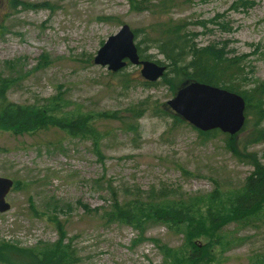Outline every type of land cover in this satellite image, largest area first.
<instances>
[{
	"label": "rangeland",
	"instance_id": "rangeland-1",
	"mask_svg": "<svg viewBox=\"0 0 264 264\" xmlns=\"http://www.w3.org/2000/svg\"><path fill=\"white\" fill-rule=\"evenodd\" d=\"M171 2L170 10L161 13L157 7L132 12L126 0H0V75L17 78L6 92L8 100L41 104L59 94L66 108L83 113L127 116L128 109H145L136 134L124 132L117 120L98 122L104 136L97 145L55 128L23 135L0 130V176L14 182L6 195L11 207L0 213V238L23 247L54 242L58 233L48 215L57 214L77 251L75 264H160L163 253L152 240H139L131 226L105 225L94 212L111 197L109 185L123 199L170 191L192 198L195 205L211 194L216 197V191L221 205L240 190L252 167L228 151L221 132L204 138L190 124L156 111L173 96L167 84L143 86L136 80L141 79L139 67L131 64L112 75L93 63L123 24L138 31L135 43L143 55L164 61L148 40L155 36L153 28L184 22L198 46L242 56L247 87L264 80V0ZM250 122L239 135L242 142L255 119ZM247 152L264 165L263 141L249 144ZM256 217L252 224L226 225L223 239L198 237L209 252L202 264L263 261L264 209ZM146 237L172 248L184 244L182 233L162 223L149 225Z\"/></svg>",
	"mask_w": 264,
	"mask_h": 264
},
{
	"label": "trees",
	"instance_id": "trees-1",
	"mask_svg": "<svg viewBox=\"0 0 264 264\" xmlns=\"http://www.w3.org/2000/svg\"><path fill=\"white\" fill-rule=\"evenodd\" d=\"M15 0H12L14 2ZM172 0H126L132 12L149 11L153 7L161 13H167ZM153 28L154 37L148 39L163 55L164 61H156L166 66V72L156 82L138 80L143 86H153L162 82L169 86L174 95L185 81H196L220 87L241 95L245 101V124L235 135L223 134L226 148L241 162L252 167L245 177L240 190L226 197L225 203L219 205L222 198L219 191L217 196L211 194L206 200L195 205L192 198L182 195L176 198L170 191H160L158 194L135 193L129 198H120L117 191L111 189V197L105 205L94 208L103 224H119L131 226L138 234L139 240H152L163 253L160 264H202L209 252L200 247L198 237L223 239L220 233L223 227L230 223L248 225L255 221L257 214L264 209V165L254 153L247 152L252 142H264V80L254 82L247 87L248 77L245 72L242 56L229 57L223 47L214 45L198 46L194 36L189 33L184 22L166 21L158 23ZM134 38L138 31L133 30ZM139 58L150 60L143 55V50L136 44ZM115 75V73H112ZM17 78L0 75V130L10 131L14 135H23L41 129L55 128L72 137L90 138L98 144L104 134L97 128V123L103 120L121 123L124 132L136 134L137 121L145 109H128V115H120L117 111L83 113L77 108H66L64 99L59 94L52 95L41 104H16L6 97V92L16 83ZM125 82L128 79H124ZM158 112L171 115L176 121H183L175 115L166 104L156 109ZM247 139L242 142L239 135L247 125H252ZM201 137L220 133L219 130L208 132L198 131ZM239 137V138H238ZM96 153L100 154L99 149ZM239 156V157H238ZM183 169V173H186ZM204 205V213L199 211ZM86 207V206H85ZM86 210H89L86 207ZM58 237L54 242H38L32 247L19 246L15 242L0 238V264H75L79 260L76 249L71 245L72 238L67 237L63 222L58 215H48ZM257 221V220H256ZM162 223L169 230L182 233L184 244L172 248L161 243L159 239L146 237L149 225ZM221 235V236H220ZM186 246L187 248H184ZM263 260L261 257H257ZM257 264H264V260Z\"/></svg>",
	"mask_w": 264,
	"mask_h": 264
},
{
	"label": "water",
	"instance_id": "water-1",
	"mask_svg": "<svg viewBox=\"0 0 264 264\" xmlns=\"http://www.w3.org/2000/svg\"><path fill=\"white\" fill-rule=\"evenodd\" d=\"M128 62L139 66L140 77L150 82L160 79L166 71L165 65L139 58L134 33L127 24H123L98 49L93 63L106 67L110 72H118ZM166 104L176 115L202 132L218 129L234 135L245 122V101L242 96L201 82H183ZM12 186L11 178L0 176V213L10 209L6 195Z\"/></svg>",
	"mask_w": 264,
	"mask_h": 264
}]
</instances>
